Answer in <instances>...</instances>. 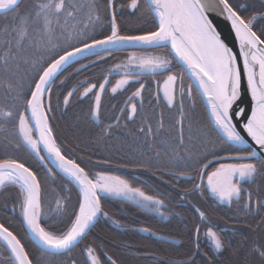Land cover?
Wrapping results in <instances>:
<instances>
[{
	"label": "snow or ice",
	"instance_id": "6c2138e0",
	"mask_svg": "<svg viewBox=\"0 0 264 264\" xmlns=\"http://www.w3.org/2000/svg\"><path fill=\"white\" fill-rule=\"evenodd\" d=\"M0 21V213L6 217L0 218V264H126L93 236L101 222L122 226L105 211V198L168 218L163 199L119 175L91 173L65 155L50 123L56 81L68 79L61 76L78 75L129 47L143 51L112 65L102 82L79 81L63 94L64 108L91 93L86 115L99 129L95 143L127 129L130 152L151 153L139 167L187 178L192 192L225 206L240 225L216 230L207 212L192 206L199 223L186 259L150 250L129 254L153 257L155 264H264V0H0ZM130 23L151 27L133 30ZM145 76L156 81L154 98L143 95ZM186 76L205 99L206 117L195 111ZM136 83L115 123L105 125L106 87L115 95ZM138 230L165 239L150 227Z\"/></svg>",
	"mask_w": 264,
	"mask_h": 264
},
{
	"label": "trees",
	"instance_id": "16d2710c",
	"mask_svg": "<svg viewBox=\"0 0 264 264\" xmlns=\"http://www.w3.org/2000/svg\"><path fill=\"white\" fill-rule=\"evenodd\" d=\"M144 25L151 27L150 23ZM123 52L126 51L115 52L113 56ZM113 56L109 57L106 62L89 65L87 69H82L78 75L74 71L71 75L66 72L64 76H61V79H64L65 76L68 77L65 85H60L59 80L56 81L52 100L54 111L49 115L57 143L62 146L65 155L81 163L91 173L96 171L115 172L122 178L134 182V186L143 188L146 193L162 198L168 207L167 211L171 213L168 219H163L159 215L145 212L129 202L105 198L107 201L105 211L109 212L113 220L120 221L122 226L117 227L111 222H101L97 225L93 236L98 237L97 243H102L104 251L112 255L113 258L125 261L126 264H155L153 257L129 254L130 251L136 253L138 250L141 253L146 250L154 251L157 253V257L161 258L186 259V254L193 247L191 235L193 224L199 223V218L194 213L192 206L206 211L210 216L211 223L217 226L216 230L240 227L229 219L233 213L225 206L214 205L209 196L201 197L199 193L192 192V182L187 178L170 176L169 171L164 169L163 175H161V172L155 169L139 167L137 160H129V157L123 155L122 152L110 149L108 142L111 137L102 143H95L94 133L99 129L93 127V122H90L86 115L89 104L92 102L91 99H79L74 96L68 108H64L62 104L63 94L76 86L79 81L102 82L101 78L112 64ZM91 59L95 60V57H91ZM81 63L88 64V60H82ZM76 67H79V64ZM57 96H60L61 99L59 106H57ZM102 106L103 101H101V109ZM102 121L104 124L110 123L103 119ZM15 155L23 156L22 153H15ZM103 160H109V164H97L98 161ZM30 162L34 166L43 168L34 160ZM121 165L127 166L122 167ZM53 169L59 172L57 169ZM153 171H156L155 175H153ZM43 174L41 171L42 176ZM191 175L194 176V173ZM72 200L73 202L76 200L75 191ZM0 218H3L2 213H0ZM141 227H150L158 235L172 238V241L166 239L159 241L149 234L141 233L138 230ZM228 234L230 235V233ZM89 239L91 240L93 237ZM200 242L201 248L207 250L205 246L208 245V242L201 238ZM233 243L235 244L236 240ZM124 245H127L128 248H125Z\"/></svg>",
	"mask_w": 264,
	"mask_h": 264
},
{
	"label": "rangeland",
	"instance_id": "374dc122",
	"mask_svg": "<svg viewBox=\"0 0 264 264\" xmlns=\"http://www.w3.org/2000/svg\"><path fill=\"white\" fill-rule=\"evenodd\" d=\"M233 2L235 3L236 0H233ZM128 27L132 28L134 30L137 27H141V28H145L146 29V28H149L150 26H148V25H138L137 26V25H134V24L130 23V25ZM134 51L137 52L138 54H141L143 50H127L126 52L119 53L118 55L113 56L111 58V63L112 64L107 68V70L110 67H112V65H114L116 63H120L121 61L126 60L127 56L129 54H131L132 52H134ZM147 51L153 52V54H161V52H165L166 50H152V49H148ZM174 63H176V62H174ZM107 70H106V72H107ZM109 79L111 80L112 83H114L116 79H119V76L117 74L113 73L112 76L109 77ZM160 79H161L160 77H157V80H160ZM142 81L146 85V88H145V91H144L143 95L147 98V97H149V94L151 93L152 97L154 98L155 92H156V88H157L156 81H154L150 76L143 77ZM185 83L186 84L187 83H191V81L187 78V76L185 78ZM110 87H111V84L106 87V91H105V93L102 96L103 106H102V109H101V114H102L101 118L103 120L107 121V122L115 123L114 117L120 115L118 109L121 108V107H126L125 101L127 100V97L129 95H131V92L134 91L136 87H138V83L130 85L125 91L118 92L115 95H113L110 92V90H109ZM196 92L197 91H196V89L193 86L194 99H195V102H196L195 111H196L198 116L206 117L207 113H205V111H204L205 105H204L201 97L199 95H196ZM161 96H162V93H161ZM91 97H92V94L90 93L89 97H84V98L87 99V100H90ZM161 102H163V101H161ZM157 111H159L158 107H157ZM120 123H121V125L124 124L123 119L120 121ZM129 124L131 126V122H129ZM126 131H127V129H125L123 127H121L120 129H117L113 133V135L111 136V138H110V140L108 142L109 148L110 149H114V151L118 150V152H122L123 155H127V157H129V160H132V159L133 160H137L138 163H145V164L149 163L148 156L151 155V153H148V155H142L141 152H139V151L138 152H134V153L130 152V149L128 148V144L132 143V138L125 136V132ZM221 154L223 155V153H221ZM222 162H231V161H222ZM151 163L152 164H156L157 162L155 160H152ZM160 163H165L166 164L167 161H160ZM150 169H155V168H150ZM164 170L169 171L167 168H165ZM108 173H110L112 175H118L115 172H113V173L112 172H108ZM190 174H193V173H190ZM194 175H195V173H194ZM196 182H198V180ZM131 183L134 185V182H131ZM149 195H152V194H149ZM158 198H160V197H158ZM113 199H115V198H113ZM160 199H162V198H160ZM167 209H168V207L165 204V208H163L162 211L169 218L171 216V214H169V211H167ZM208 217H210L209 214H208ZM3 218H6V217H3ZM204 231H205V229L202 228L200 238L203 239V240H206V242H208V244H209L208 239L204 236ZM141 233H143V232H141ZM144 234H148V233H144ZM159 236H162V235H159ZM163 237H165L166 240L172 241V238H169L167 236H163Z\"/></svg>",
	"mask_w": 264,
	"mask_h": 264
},
{
	"label": "water",
	"instance_id": "95a60500",
	"mask_svg": "<svg viewBox=\"0 0 264 264\" xmlns=\"http://www.w3.org/2000/svg\"><path fill=\"white\" fill-rule=\"evenodd\" d=\"M214 19H215V21L220 25V27L222 28V29H224V31H227V26H226V22H224L223 21V19L221 18V17H216V16H214L213 17ZM127 50H140V49H137V48H134V47H129V48H127ZM127 50H125V51H127ZM191 81V83L193 84V86H194V88L196 89V91H197V86L195 85V82H194V80H190ZM103 96V95H102ZM200 97H201V99H202V101H203V103H204V105H205V107H206V103H205V99L202 97V95H199ZM249 98L248 97H245V104L244 105H242V106H244L245 108H246V111H247V109H248V104H247V100H248ZM102 100V99H101ZM243 135H245V138L249 141V143H251L252 141H251V138L250 137H247V134L246 133H242ZM44 155H47L46 153H44ZM70 158V157H69ZM49 165L50 166H52L53 168H55V165L54 164H51V163H49ZM55 169H57V168H55ZM58 171H59V169H57ZM198 182H199V180H198ZM197 182V183H198Z\"/></svg>",
	"mask_w": 264,
	"mask_h": 264
}]
</instances>
